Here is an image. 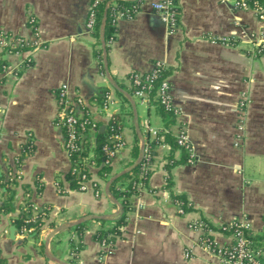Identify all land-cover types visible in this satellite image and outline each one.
<instances>
[{
	"label": "crops",
	"instance_id": "0c3cea01",
	"mask_svg": "<svg viewBox=\"0 0 264 264\" xmlns=\"http://www.w3.org/2000/svg\"><path fill=\"white\" fill-rule=\"evenodd\" d=\"M90 1L0 0V29L32 38L27 22L32 15L39 38L34 47L0 50V62L5 65L0 71V171L15 163L20 172L19 182L7 184L2 192L14 194L19 201L21 183L33 186L38 178L42 190L33 202L49 206L47 219L56 226L86 214L111 215L121 205L107 193L108 180L127 167L124 164L136 139L139 151L141 139L152 140L144 121L160 131L161 142L154 148L145 183L129 196L132 208L122 237L111 246L104 248L92 238L97 227L93 219L81 239L71 229L49 237L54 227L45 223L37 240L22 243L16 227L13 237L10 234L11 217L17 210L0 212L1 264H60L47 257V251L67 264H227L202 245L200 231L190 225L198 219L207 223L216 245H225L232 237L219 225L245 217L258 233L257 243L264 247V237L260 238L264 233V51L253 52L250 42V34L263 22L252 10L237 9L229 2L178 0L177 26L168 33L151 7L153 0H141L132 17L117 20L114 38L107 48L104 44L105 71L103 54L101 70L84 26ZM228 36H232L229 43L221 40ZM155 59L167 64L178 115L163 117L154 100L140 102L129 89L127 74L148 70ZM61 85L95 111L100 132L105 130L107 114L121 118L126 144L112 159L108 177L92 169V178L102 189L100 196L89 188L71 189L67 182L65 192L56 187V177L70 167L62 129L55 120V93ZM104 91L115 102L106 112H98V98ZM178 126L186 130L193 162L186 161L185 151L183 157L181 149L171 150L167 134L174 137ZM89 136L94 143V132ZM168 155L177 162L167 167ZM172 194H183L189 201L184 214L177 212ZM70 240L83 242L76 258L70 254ZM101 251L104 255L99 260Z\"/></svg>",
	"mask_w": 264,
	"mask_h": 264
},
{
	"label": "built area",
	"instance_id": "2783aa9c",
	"mask_svg": "<svg viewBox=\"0 0 264 264\" xmlns=\"http://www.w3.org/2000/svg\"><path fill=\"white\" fill-rule=\"evenodd\" d=\"M102 0H91L88 5L86 19L84 22L85 29L91 33L97 22L96 12L97 6ZM141 0H138L140 3ZM220 2H229L237 9H250L257 18L263 22L258 31L250 34V42L252 51L261 53L264 51V4L259 0H219ZM138 4H133L129 7H114L112 11V22L116 24L120 18L132 17L139 8ZM152 9L160 15L161 20L166 25L168 33H173L177 26L178 21V0H153L151 2ZM28 25L32 30L33 37L28 38L22 34L12 33L0 29V50H6L8 52H17L21 49L29 46L39 45L38 31L36 19L34 16L29 15L27 19ZM112 40V39H111ZM109 40V42L111 41ZM223 42L229 43L232 40V36L222 37ZM5 65L0 64V71H3ZM167 64L160 59L152 61L150 68L146 71L132 70L126 76L129 89L131 93L136 96L140 102H148L154 100L159 108L172 116L178 115L180 112L179 106L175 103L171 92V86L169 79L166 76ZM57 111L55 114V120L60 125L63 133V147L67 152L69 158L70 155L75 153L77 159L74 160V164L71 166V172L76 177L77 190L91 189L95 196L102 194L98 182L92 178V169L97 168L96 161L92 158V152L89 150L85 154L81 152L86 146L93 145V139L89 136L90 133L95 132L100 123L95 118V111L90 110L85 104L83 98L80 95H69L64 85H61L55 93ZM115 102L113 95L109 91L103 92L102 100L97 105L98 112H106L111 104ZM243 102H241L242 104ZM2 114V108L0 106V115ZM107 122L105 129H107L106 141L102 145V154L104 156L103 163L110 164L112 159L117 155L120 148L126 143L121 135L120 128L122 125L121 118L114 113L107 114ZM118 119H117V118ZM145 131L150 135L152 139H160V131L154 127H151L147 121L143 123ZM238 129L242 127V123H238ZM239 133L236 135V139H240ZM174 141L176 147L185 151L186 161L193 162L194 154L188 141L186 130L183 126H178L174 133ZM236 144V142H235ZM29 143L28 148L31 147ZM154 154L150 152L149 143L144 142L143 154L140 160V172L138 176L132 180V186L139 189L143 186L147 177V173L150 171L153 164L152 159ZM17 157H15V162ZM71 161V160H70ZM18 164V162H16ZM15 165V163H14ZM7 168L4 171H0L3 174V178H0V182L4 179L7 184H15L20 180V172L16 167ZM64 182L67 180L59 179L55 180L58 191L65 192ZM72 189V188H71ZM30 197L28 192L22 193L20 198ZM177 212L184 214L187 207L190 205L189 201L185 199L182 201L177 199L174 201ZM46 208L49 210L48 205H37L34 202L31 208L35 212L38 208ZM32 218H26L25 223H29ZM190 225L200 231V241L204 247L216 253L227 264H264V247L257 243V234L252 228L250 222L245 218H232L229 221L219 225L221 231L228 232L232 237V242L225 245H216L210 234L207 223L198 219L192 221ZM34 229L33 226L23 224L18 234L20 238L27 237V234ZM74 242H78L77 240ZM102 247H108L113 242H106L104 240L99 241ZM78 245H74L73 249H70V254L73 258L77 257ZM104 252H100L98 259L101 260ZM185 256H189V253L185 252Z\"/></svg>",
	"mask_w": 264,
	"mask_h": 264
},
{
	"label": "trees",
	"instance_id": "16d2710c",
	"mask_svg": "<svg viewBox=\"0 0 264 264\" xmlns=\"http://www.w3.org/2000/svg\"><path fill=\"white\" fill-rule=\"evenodd\" d=\"M108 0H102L98 6H97V12H96V18L97 22L95 24L94 29L91 31L90 36L92 37V45H93V54L96 56L98 59V64L100 66V69L103 70L102 68V48L100 46L101 44V39H100V23L103 15L105 16V22L103 26V41L104 44L107 48L109 40L113 39L115 36L116 32V24L112 22V11L114 7H129L133 4H138V0H115L114 4L111 3L107 6L105 13H104V8L106 5V2ZM261 3L264 4V0H259ZM1 64V62H0ZM117 94L122 97L118 91H116ZM103 93L101 96H99L98 101L100 102L102 100ZM124 100L125 98L122 97ZM162 111V110H161ZM116 116H118L116 114ZM162 116L167 117L168 114L162 111ZM117 118V117H116ZM118 119V118H117ZM170 119L166 120V123H168ZM95 140L93 145L90 147L86 146L85 149L81 152V154L87 153V151L92 152V158L96 161L97 164V174L101 176L102 178H107L108 173L110 172V164H104L103 159L104 156L102 154V145L106 141V136H107V129L104 131L100 132L98 129L94 132ZM168 141L171 145V150L176 147L174 138L167 134ZM159 143L158 139H152L149 141V149L150 152L154 154V148L155 146ZM30 147L29 149H32ZM183 152V157H184V151ZM139 155V145L137 139L134 141L131 151H130V158L126 161L124 164L125 166L130 165ZM170 158V155H168ZM21 158V155L17 156V161L19 162ZM77 159V156L75 153L70 155V167L67 171L62 172L59 174L56 178L61 180H67L69 188L75 189L77 184H76V177L75 175L71 172V166L74 164V160ZM177 162V160H173L170 158L168 163H166V166L168 167L169 164H173ZM140 172V162L134 166L131 170L124 172L120 174L118 177H116L114 180H112L109 184V191L120 201L121 205V212L114 218H95L93 221L96 222L97 227L95 228L92 238L97 241L104 240L106 242H115V240L119 237H122L123 234V227L126 224V216L127 212L132 208V205L129 201V196L132 194L136 193L138 189L132 186V180L135 179ZM149 172L147 173V175ZM0 178H3L2 172H0ZM147 178V177H146ZM168 178V176H167ZM146 181V179H145ZM144 181V183H145ZM6 180H2L0 182V190L2 192V188L6 187ZM170 185V181L166 183V186ZM22 187V193L28 192L30 194V197H23L20 198L19 201L15 200L14 194H8V193H3V198L0 200V212H13L17 210V213L12 216V224L16 227V230L18 231L19 228L23 225L26 224L28 226H33L34 229L30 231L27 234V237L21 239V242L23 243L26 241L28 238L37 240L38 239V234L40 231V228L42 227L43 224H47L49 227H55L56 223L53 220H48V213L49 210L46 208H38L35 212L31 208V205L33 203V196L37 193H40L42 190V183L39 181L38 178L35 179L34 185L30 186L27 183H21ZM172 199L173 201L180 199L182 201H185V196L183 194H172ZM26 218H32V220L29 223H25ZM89 223V220H85L82 222H79L77 224L68 226L65 228V230H73L75 233H77V236L81 239L82 234L84 229L86 228L87 224ZM264 237V233L260 235V238ZM259 238V237H258ZM78 245V250H80L83 246V242L81 240H78V242H74V240L69 241V246L70 249H73L74 245ZM42 246V245H41ZM2 263V258L0 257V264Z\"/></svg>",
	"mask_w": 264,
	"mask_h": 264
},
{
	"label": "water",
	"instance_id": "95a60500",
	"mask_svg": "<svg viewBox=\"0 0 264 264\" xmlns=\"http://www.w3.org/2000/svg\"><path fill=\"white\" fill-rule=\"evenodd\" d=\"M109 5V2L106 3L105 5V8H104V13H105V10L107 8V6ZM104 22H105V16L103 15L102 19H101V23H100V39H101V43H102V54H103V65H104V68H105V71H107V60H106V49H105V46H104V41H103V26H104ZM110 83L116 88L118 89L119 91H122V88L119 87L112 79H110ZM143 146H144V141L141 139L140 141V151H139V155L138 157L130 164L128 165L127 167H125L122 171H120L119 173H116L114 174L113 176H111L108 180V186H107V193H110L109 191V184L112 180H114L116 177H118L120 174L124 173V172H127L129 170H131L134 166H136L141 158H142V154H143ZM121 212V207H120V210L115 212V213H112L111 215H98V214H86V215H83L81 217H79L78 219H75L73 221H67V222H64L60 225H57L55 226L50 234H49V237L65 228H67L68 226H71V225H74V224H77L79 222H82V221H85V220H89V219H95V218H113V217H116L119 213ZM14 231H15V226L14 225H11L10 227V234H11V237H13V234H14ZM48 240V239H47ZM46 255L47 257L51 258L53 261H56L57 263H60V264H67L66 262L54 257L51 253H49L48 251L46 252Z\"/></svg>",
	"mask_w": 264,
	"mask_h": 264
},
{
	"label": "rangeland",
	"instance_id": "374dc122",
	"mask_svg": "<svg viewBox=\"0 0 264 264\" xmlns=\"http://www.w3.org/2000/svg\"><path fill=\"white\" fill-rule=\"evenodd\" d=\"M139 111L141 112V108L139 107ZM31 238H28L27 241H31Z\"/></svg>",
	"mask_w": 264,
	"mask_h": 264
}]
</instances>
